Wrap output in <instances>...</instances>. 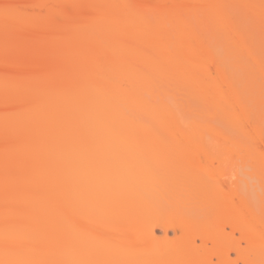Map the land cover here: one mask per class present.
I'll list each match as a JSON object with an SVG mask.
<instances>
[{
    "label": "bare ground",
    "instance_id": "6f19581e",
    "mask_svg": "<svg viewBox=\"0 0 264 264\" xmlns=\"http://www.w3.org/2000/svg\"><path fill=\"white\" fill-rule=\"evenodd\" d=\"M162 257L264 264V0H0V264Z\"/></svg>",
    "mask_w": 264,
    "mask_h": 264
},
{
    "label": "rangeland",
    "instance_id": "374dc122",
    "mask_svg": "<svg viewBox=\"0 0 264 264\" xmlns=\"http://www.w3.org/2000/svg\"><path fill=\"white\" fill-rule=\"evenodd\" d=\"M157 231V233L158 234H161L162 233V231L160 230V229H158V230H156ZM169 234V236H172V232H168ZM197 243H199L198 241H197ZM232 255H234V254H231V256ZM231 258H234L233 256L231 257ZM165 260H167V257H162V258H159V259H157V262H159L160 264H161V262H162V264H163V261L165 262ZM211 262L213 263V264H215V262H216V258L215 257H212L211 258ZM241 262H239L238 264H240Z\"/></svg>",
    "mask_w": 264,
    "mask_h": 264
}]
</instances>
